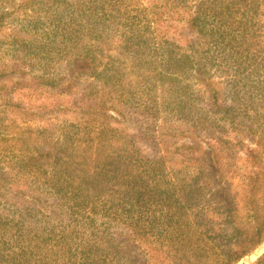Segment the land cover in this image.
<instances>
[{"label": "trees", "instance_id": "16d2710c", "mask_svg": "<svg viewBox=\"0 0 264 264\" xmlns=\"http://www.w3.org/2000/svg\"><path fill=\"white\" fill-rule=\"evenodd\" d=\"M29 11L50 31L0 78L21 74L42 124L0 169V264H238L264 244V0H0V49Z\"/></svg>", "mask_w": 264, "mask_h": 264}, {"label": "rangeland", "instance_id": "374dc122", "mask_svg": "<svg viewBox=\"0 0 264 264\" xmlns=\"http://www.w3.org/2000/svg\"><path fill=\"white\" fill-rule=\"evenodd\" d=\"M29 15L30 17L22 14V16H15L9 19L7 25V30L11 34L9 41H13L15 45H5L3 49H0V69L10 67L13 59L23 56V49H19L18 46L20 45V39L25 38L28 41L34 42L36 37L50 31L48 26L41 25L37 28L35 25L36 20H34L36 17L33 16L31 11H29ZM31 62L37 63L39 60L34 59ZM42 68L43 67H39L37 64L32 67L30 64L24 65L22 69L26 73H29L27 76H24L25 79L29 80L32 76L43 75ZM2 76L3 78H0V152L2 151L1 148L5 149L4 153L6 156L0 154V169L2 167L6 168L7 163L4 162L9 160L12 155L13 151L8 150V147L15 150V144L18 138H25L27 136V133L24 132V128L27 126L31 128L39 127V125L42 124L41 118L39 117L42 114V110L37 108L40 102L32 100L30 91L28 90L16 92L17 85L15 82L20 81L19 78L21 74L12 75L11 79L7 78V75ZM35 114L39 116L36 117ZM6 137H9L7 138V142L5 141ZM8 171L12 173V177H15L14 171Z\"/></svg>", "mask_w": 264, "mask_h": 264}, {"label": "water", "instance_id": "95a60500", "mask_svg": "<svg viewBox=\"0 0 264 264\" xmlns=\"http://www.w3.org/2000/svg\"><path fill=\"white\" fill-rule=\"evenodd\" d=\"M264 254V244L257 248L252 254L248 255L239 264H253Z\"/></svg>", "mask_w": 264, "mask_h": 264}]
</instances>
